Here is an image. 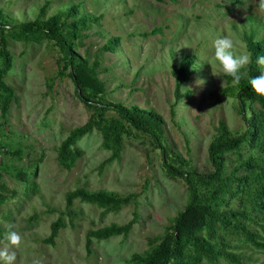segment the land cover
<instances>
[{"label": "rangeland", "instance_id": "1", "mask_svg": "<svg viewBox=\"0 0 264 264\" xmlns=\"http://www.w3.org/2000/svg\"><path fill=\"white\" fill-rule=\"evenodd\" d=\"M75 4L78 11L68 16ZM257 4L258 0H0V38L5 37L12 56V68L2 78L12 89L5 112L0 89V241L9 230L21 234V246L11 249L17 253L15 264H31L33 259L43 264H139L133 253L144 254L171 235L175 216L190 199L187 179L166 170L151 131L131 125L102 103L138 104L157 111L162 122L154 129L168 149L169 161L179 169H212L210 140L247 127L238 85L223 74L213 42L228 35L240 54L250 53L248 37L263 40L264 55V13ZM84 13L89 19L76 29L78 36L67 35L68 23ZM47 17L72 43L74 56L44 32ZM26 21L36 26L22 31L19 26ZM185 56L192 58L189 74L177 87L176 73ZM242 71L247 77L249 65ZM74 74L89 102L77 96ZM252 107L264 119V108L254 102L247 105L248 113ZM112 119L125 125L116 150L103 141V126ZM84 124L68 145L69 152L60 156L62 140ZM262 140L257 147L243 142L222 152V175L250 153L260 157L249 170L247 185L240 190L235 182L236 192L223 193L217 203L218 209L237 212L230 217L232 223L222 227L217 218L209 219L197 229L221 252L209 254L187 242L184 251L191 264H264V197L254 195L264 185V135ZM244 171L239 167L235 175ZM217 184L218 179L197 180L200 201L210 200L209 192ZM81 186L131 198L110 207L82 196L67 203L69 192ZM57 217L62 225L53 240L47 239ZM127 222V232L90 235L87 243L90 229ZM235 222L254 230L261 242Z\"/></svg>", "mask_w": 264, "mask_h": 264}, {"label": "trees", "instance_id": "2", "mask_svg": "<svg viewBox=\"0 0 264 264\" xmlns=\"http://www.w3.org/2000/svg\"><path fill=\"white\" fill-rule=\"evenodd\" d=\"M78 11V5H72L68 9V16L73 15ZM89 14L84 13L77 19L68 23L71 27L67 31V35H72L77 37L78 34L76 29L81 24H86L89 19ZM36 26L35 21H26V23L20 24V29L22 31L33 29ZM42 29L49 36L56 38L58 43L64 47L65 50L69 51L71 56H74L72 51V43L68 42L62 35L57 33L58 27L52 22V17H47L46 22L43 24ZM0 44V89L4 91V96L1 102V110L5 112L9 106V98L12 95V89L3 81V76L12 68V56L6 47V39L1 35ZM114 39V38H113ZM117 40V38H115ZM110 40L107 44L110 47ZM263 40H253L251 37L247 38V46L251 53V63L249 64V74L247 77H243L238 85V98L239 104L241 106L242 115L245 120H247V127L244 131L237 134H226L224 138L214 137L210 140L208 144V155L209 159L213 164V168L208 171H198L195 169H179L173 163L169 161V152L163 143L161 136L158 131H156L155 125H160L162 122L161 115L145 106L140 105H125L123 103H111L103 102L104 105H110L117 113L118 116L131 125L151 131L155 143L160 147L162 152L163 164L166 170L171 174H178L185 177L188 181V186L190 189V199L185 204L184 208L181 209L174 218L172 223V232L170 236H165L160 238L150 249H148L144 254L138 252L132 254V258L137 260L139 264H166L173 260V264H191V258L189 255L185 254L184 246L187 242H192L194 246L201 251H205L209 254H219L221 251L217 248L215 241H210L207 236L200 233L197 230L200 226L208 224L209 219L217 218L220 226L228 227L232 221L231 216L237 215V212L232 209H218L217 203L223 200V193L234 194L236 191L232 189L236 182L237 188L242 190L244 186L249 182L251 175L249 170L252 168L253 164H257L256 158L260 157V154L250 153L246 159H242L240 163L234 165L228 173L222 175L224 165V157L222 152L225 150L233 149L243 142H248L250 146L257 147L263 143L262 137L264 135V119L261 116V112L254 107L250 109V113L247 111V105L257 102L258 105L264 108V97L258 96L251 88L249 80L251 77H256L260 75L258 71V65L256 63V58L260 55L263 49ZM191 57L185 56L180 61V68L178 73H176V86L178 87L183 81L187 80L189 74V63ZM74 82L77 87V96L86 102L89 99L82 93L80 89L79 78L74 74L72 75ZM177 96H179L177 88ZM90 124V121H87ZM86 124V125H87ZM85 124L72 128L67 136L62 140L59 155L63 156L66 152H69L68 145L74 141L76 136L80 135L85 129ZM125 127L124 123L118 119H112L108 121L105 126H103V141L107 145H110L113 149H117L120 142V135ZM221 131L225 133L227 130L226 125L222 123ZM116 152V151H115ZM244 167V173L240 175H235L236 169L239 167ZM219 180V184L215 185L209 195L210 200L200 201L199 192L196 188V181L211 182L212 180ZM238 182V183H237ZM264 197V185L259 188L258 194H254L255 197L258 195ZM74 196L86 197L90 200H95L99 204L105 207L117 206L120 202L129 200L130 196H116L113 193L108 192L105 189H94L89 190L85 187H77L73 189L67 195V203H70ZM254 197V199H256ZM257 203L261 205L262 201L256 199ZM62 225V220L57 217L54 221H51V233L48 234L47 239L53 240L55 234H57L58 227ZM130 222L116 225L111 223L109 225H101L90 229L87 235V243L90 239V235L96 236H109L114 233L127 232ZM236 227L248 230L252 234V238L257 242H261L255 238V231L246 229L240 222H235ZM196 256H194L195 258ZM175 259V260H174Z\"/></svg>", "mask_w": 264, "mask_h": 264}, {"label": "clouds", "instance_id": "3", "mask_svg": "<svg viewBox=\"0 0 264 264\" xmlns=\"http://www.w3.org/2000/svg\"><path fill=\"white\" fill-rule=\"evenodd\" d=\"M257 8L260 12L264 13V0H258ZM213 48L215 60L219 62L223 74L232 78L234 86L239 85L241 79L247 74L242 69L246 70L251 63V53L241 52L240 54H236L234 40L228 35L217 37L213 42ZM256 63L259 66L260 75L251 77L249 84L258 96L264 97V55L258 56ZM200 84H203V81ZM21 243L22 236L18 231H7L4 234L3 240L0 241V244L3 245L0 247V264H15L17 253L11 249H18ZM31 264H43V261L33 259Z\"/></svg>", "mask_w": 264, "mask_h": 264}]
</instances>
